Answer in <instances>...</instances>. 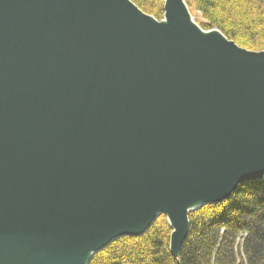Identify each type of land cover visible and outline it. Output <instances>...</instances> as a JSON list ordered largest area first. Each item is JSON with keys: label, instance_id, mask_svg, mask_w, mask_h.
I'll return each instance as SVG.
<instances>
[{"label": "water", "instance_id": "95a60500", "mask_svg": "<svg viewBox=\"0 0 264 264\" xmlns=\"http://www.w3.org/2000/svg\"><path fill=\"white\" fill-rule=\"evenodd\" d=\"M0 0V264H88L183 200L264 179V52L183 0ZM209 32V33H208ZM212 32V33H211Z\"/></svg>", "mask_w": 264, "mask_h": 264}, {"label": "trees", "instance_id": "16d2710c", "mask_svg": "<svg viewBox=\"0 0 264 264\" xmlns=\"http://www.w3.org/2000/svg\"><path fill=\"white\" fill-rule=\"evenodd\" d=\"M160 20L163 0H130ZM205 21L237 45L264 51V0H184ZM159 216L139 237H121L88 264H264V179L238 186L230 199L188 214L189 231L178 259L169 253L171 230ZM238 243L241 247L238 254Z\"/></svg>", "mask_w": 264, "mask_h": 264}, {"label": "rangeland", "instance_id": "374dc122", "mask_svg": "<svg viewBox=\"0 0 264 264\" xmlns=\"http://www.w3.org/2000/svg\"><path fill=\"white\" fill-rule=\"evenodd\" d=\"M186 4V3H185ZM187 7V6H186ZM138 8V7H137ZM139 9V8H138ZM187 9H188V12H189V15L191 16V18L193 19V23L194 24H196L199 28H200V25L201 24H204L205 23V21L201 18V16H200V14H199V12H197V11H195L194 10V8H188L187 7ZM144 13V12H143ZM147 16H149V17H151V18H153L157 23H160V22H163L164 21V18L162 17V19H160V20H157V19H155L153 16H151V15H148V14H146ZM201 29V28H200ZM201 30H203V29H201ZM212 30H214V29H212ZM217 30V29H216ZM209 31V30H208ZM221 33V32H220ZM222 34V33H221ZM223 35V34H222ZM228 40V39H227ZM228 41H230V40H228ZM231 42H233V41H231ZM236 46H238L239 48H241V49H244V50H246V51H249V52H252V53H259V52H256V51H252V50H249V49H247V48H244V47H241V46H239V45H237L235 42H233ZM260 52H264V51H260ZM160 216H162V215H160ZM165 222L167 223V221L165 220ZM167 225H168V223H167ZM168 227H169V225H168ZM170 228V227H169ZM171 230V229H170ZM240 247H241V243H238V254H239V250H240Z\"/></svg>", "mask_w": 264, "mask_h": 264}, {"label": "bare ground", "instance_id": "6f19581e", "mask_svg": "<svg viewBox=\"0 0 264 264\" xmlns=\"http://www.w3.org/2000/svg\"><path fill=\"white\" fill-rule=\"evenodd\" d=\"M184 1V0H183ZM191 17V16H190ZM191 20L193 21V19L191 18ZM206 33V31H202V35H204ZM209 33V32H208ZM212 33V32H211ZM241 185V184H240ZM237 190V189H236ZM232 195H230L228 198H226V199H223L222 201H214V202H210V201H207V200H196V199H193V198H187V199H184L183 200V205H184V207L187 209V210H189V209H191V208H195V207H198V206H200L201 204H203L204 202L205 203H207L206 205H215V204H219V203H222V202H224V201H226V200H228V199H230V197H231ZM206 205H203L202 207H204V206H206ZM202 207H200V208H202ZM199 208V209H200ZM194 212V211H193ZM162 215V214H161ZM164 216V215H163ZM159 217V216H158ZM165 217V216H164ZM166 219V218H165ZM121 238V237H120ZM117 240V239H116ZM114 242V241H113ZM112 243V242H111ZM184 243V242H183ZM183 245V244H182ZM181 249V248H180ZM169 253H170V255L172 256V254H171V252H170V249H169ZM173 257V256H172ZM175 260H177L178 259V257L177 258H175V257H173Z\"/></svg>", "mask_w": 264, "mask_h": 264}]
</instances>
